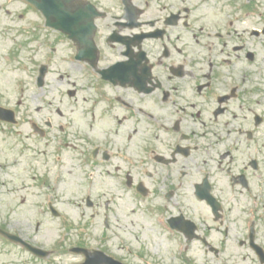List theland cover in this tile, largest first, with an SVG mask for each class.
Masks as SVG:
<instances>
[{
    "label": "flooded vegetation",
    "instance_id": "1",
    "mask_svg": "<svg viewBox=\"0 0 264 264\" xmlns=\"http://www.w3.org/2000/svg\"><path fill=\"white\" fill-rule=\"evenodd\" d=\"M90 1L103 11L94 37L99 66L131 59L135 65L131 78L145 84L140 90L127 83L125 93L116 86L109 92L113 96L97 95L86 102L88 131L101 127L100 121L107 125L104 118L114 120L106 130L87 134L85 179H100L104 197L112 195L113 200L116 189H111L110 179L125 180L139 169L138 174L149 179L151 195L163 193L166 203L174 200L181 213L186 194L183 201L176 196L187 176L199 175L198 182L209 176L212 195L220 203L221 219L216 223L228 226L234 210L242 213L246 195L252 194L264 166V98L256 99L249 89L251 41L245 30L237 29L239 42L232 49L224 35L232 29H226L223 20L231 15L244 22L240 15L248 17V8L236 12L235 0ZM120 38L131 48L117 41ZM69 47L76 48L71 39ZM253 47L264 49V35L253 41ZM128 52L131 56H125ZM201 203L212 213L206 202ZM237 227L233 241L225 239L228 229L213 230L221 240L202 230L207 245L200 242L206 252L218 249L212 258L196 262L155 249L143 264H243L254 257L251 242L240 241L247 225L241 222ZM236 242L244 248L240 255L233 251ZM100 243V249L127 263L141 260L138 251L122 253L123 246H111L106 238ZM257 243L264 249V230Z\"/></svg>",
    "mask_w": 264,
    "mask_h": 264
},
{
    "label": "rangeland",
    "instance_id": "2",
    "mask_svg": "<svg viewBox=\"0 0 264 264\" xmlns=\"http://www.w3.org/2000/svg\"><path fill=\"white\" fill-rule=\"evenodd\" d=\"M3 2H5V0H0V4H3ZM5 9L6 7L0 11V14L4 13ZM9 9L11 14H14L20 12L22 6L20 3H16L9 7ZM5 21H7L6 17L1 15L0 25ZM9 24H19V18L17 17L15 22L10 20ZM10 44H13L12 41L5 45V50L0 49V96L2 93L6 94L5 87L7 85H12L17 75L20 74V68L16 65V61L20 60L23 54L14 52L10 49L8 61L6 62L2 57L5 54L4 52L9 49L8 45L10 46ZM62 48L65 49L66 46H62ZM61 57V54L58 55L59 59ZM58 58L55 59V63L52 65L46 77L45 90L47 95L38 97L36 93L40 90L33 89L29 100H24L22 103L23 106L20 109V111L25 114L27 122L25 128L27 130L35 129L36 125L42 130V137L36 142L37 147H42L44 145L50 146L52 143V137L50 135L52 133L50 132L52 131L48 129H57L60 122L69 120L70 113L72 112L69 104V102L72 101V97L67 95V90L69 89L67 83L69 68L66 63H62ZM14 96L15 93L12 92L11 97L14 98ZM72 96L78 101L79 108L75 113L78 114L79 117L83 98L79 97L78 94H73ZM1 99H3V97H1ZM8 102L14 103V100ZM15 102L19 104V101L16 100ZM57 109L59 110V114ZM19 113L20 112H18V114ZM33 124L36 125L34 126ZM53 126L55 127L53 128ZM4 137L3 134H0V162L2 164L6 160L7 152L10 153L11 149L14 148L12 146L8 148L10 143L14 144L11 138H6L8 140L7 142ZM67 139L70 143L74 140L71 136L67 137ZM50 150L51 148H45L43 150L44 155L42 156H38L39 154H37V151L36 153L25 151L21 154V159H18L19 162H13L14 165L8 168L3 167V165L0 168L1 182L7 180L6 190L3 185L1 186L3 192L1 191L0 193V222L6 220L8 223L5 224V226L8 229L19 230V232H22L26 236L36 239L39 238L41 245L48 249H54V254L50 260L42 261V263L38 264H71L75 260L80 259V256L70 253L69 250L65 251L62 249L63 246H69L77 240H80L85 237L87 232H89L91 237V244L97 246L104 233L103 222L111 224L109 230L106 232L108 234V241L112 245H122L118 243L120 240L116 237V234L119 233L125 240V246H128L126 242H132L134 248L142 246V250L149 251L150 253L153 252L154 249H161L164 254L168 256V249L174 246V244H169L164 239V236L159 233L160 229L154 222L152 216L136 208L135 200L128 195H123L116 200H112L110 202V207L114 212L109 213L108 217L105 214V197L102 200L98 198V200L95 201L96 205L93 209L87 208L83 203L84 184L81 183V175H74L75 172L78 171V167L82 168L80 161L75 160L69 155L71 148L66 152V156L68 157L65 158V164L64 157L61 154H56V156H54V153ZM56 151H58V149ZM79 151H81V149ZM80 153H82V151ZM10 155L13 157L16 155V152L12 151ZM16 157L18 158V155ZM56 161H60L58 171L63 173L62 179H59V183L56 185L57 189L47 186H33L32 183H34V180H37L39 176L45 180L48 178L47 173L50 174L55 170L57 171ZM75 176L79 183L74 181ZM20 181H25L23 186L19 184ZM97 183H100V179H97L96 184ZM113 186L114 182L111 183V189H113ZM110 191H108V194ZM47 193H53V197ZM48 200L54 201L56 208L60 211V216H53L49 210H44V208H42L43 215L36 216L37 208L44 207V204ZM65 219L73 223L74 227L63 234L67 236L66 242L58 244L61 231L65 226ZM37 221L41 223V228L36 232ZM84 223H86V225L83 227L82 225ZM1 241L2 239H0V264H2L1 260L8 259L6 256L8 252H10L9 260L17 261L22 258L20 256L22 252L14 255L16 251L12 248V245L3 244ZM124 252H127V249H124L123 253ZM191 252L195 256L198 255L197 245L192 247ZM7 264L13 263L7 262Z\"/></svg>",
    "mask_w": 264,
    "mask_h": 264
}]
</instances>
